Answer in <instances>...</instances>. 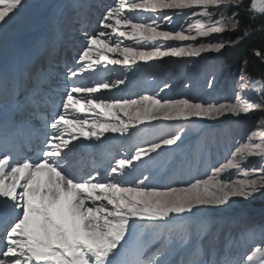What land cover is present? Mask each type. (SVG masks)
<instances>
[{
    "label": "snow or ice",
    "instance_id": "obj_1",
    "mask_svg": "<svg viewBox=\"0 0 264 264\" xmlns=\"http://www.w3.org/2000/svg\"><path fill=\"white\" fill-rule=\"evenodd\" d=\"M242 6L244 0H114V6L106 10L100 21V30L87 36L65 78L98 71V65L128 68L137 61L219 53L226 42L206 38L227 31L229 24L233 29L238 27V11H233L226 21L221 9ZM21 7L23 0H0V23H7ZM164 9H188L189 13L182 14L195 17V23L181 31L158 30L161 16L165 21L171 20L166 12L158 11ZM246 10L253 18H264V0H248ZM143 14L149 15L138 22ZM157 41L194 43L172 46ZM256 55L264 56V52L257 51ZM124 83L120 78L88 86L77 83L64 93L59 105H54L53 94L58 85H52L48 74L41 71L31 79L30 86L24 85L23 101L18 91L13 94L11 107H30L32 114L42 120L43 129L38 130L35 147L29 148L31 155H25L24 148L15 142L11 146L0 143V215L9 219L0 241V264H168L160 257L166 256L172 244H188L193 238L197 243L192 250V264H234L227 255L219 261L203 259L202 241L210 226L198 217L205 209L231 207L233 198L264 196V168L242 167L250 157L264 158V132L253 131L204 178L174 180L167 186H158L146 183L152 179L149 175L131 183L123 177L135 169L136 162L150 160L164 146L181 141L188 122L247 115L256 109L264 111V102L240 94L251 90L264 95V81L249 80L242 73L239 91L234 101L227 103L166 98L160 93L171 87L167 83L155 94L120 99L94 95ZM8 105L7 95L0 96V129L15 127L16 117ZM50 105L62 111L51 118L46 113L40 116ZM153 122L183 123L174 132L137 144L130 155L115 157L104 176L98 169L86 175L72 170L70 154L85 141L103 143L107 133L126 138L141 126L153 127ZM259 127L264 129V120ZM232 170L243 178L226 179L224 174ZM137 227L149 229L160 243L155 260L145 259L143 252L129 258L124 251L126 237ZM260 233V241L253 242L241 264H264V225Z\"/></svg>",
    "mask_w": 264,
    "mask_h": 264
},
{
    "label": "rangeland",
    "instance_id": "obj_2",
    "mask_svg": "<svg viewBox=\"0 0 264 264\" xmlns=\"http://www.w3.org/2000/svg\"><path fill=\"white\" fill-rule=\"evenodd\" d=\"M70 1H73L72 4L75 3V0H23V7L10 20L6 18L7 23H0V67L6 62L5 57L8 51L16 47L17 44L27 41L28 37L43 28V17L47 18L46 16L51 14L52 6L58 4L59 8L61 7L54 18L56 25L59 24L68 10H72L73 16L75 8L70 5ZM76 1L80 4L86 2L83 6L86 8L85 11H88L86 14L87 21L82 24L80 22L81 26L74 24L72 20L67 21L66 25L60 28L64 32V38L73 39V55L64 60L67 69L74 66L79 53L86 44L87 36L100 30V21L106 10L114 6V0ZM47 9L48 11L50 9L48 15H46ZM158 11L166 12L171 17L170 21H165L161 16L158 19L160 25L158 30L181 31L187 29L189 23H195V17L190 14H182L189 13L188 9ZM221 13L226 21L231 16L227 9H221ZM148 15L143 14L138 17V22L146 20ZM84 17L85 15L82 18ZM92 21L94 22V28L87 31L86 27L88 24H92ZM85 24L87 26H82ZM73 25H76L75 30L77 29V31L70 35L71 26ZM235 30L236 28L233 29L232 25L229 24L227 31L206 38L213 42L220 39L226 42V47L219 53L203 52L200 56L194 57L169 56L147 62L137 61L128 68L122 65L113 66L109 64L106 67L98 65V71L86 72L79 78H73V80L75 84L79 83L85 86L94 85L98 81L114 82L118 78L125 80L123 85L108 90L102 89L94 94L104 99L155 94L167 83L171 87L160 93L161 96L166 98H190L195 102L204 103L233 102L239 91L241 74L243 73L249 80H255L245 70L234 68L225 62L223 58L224 53L237 42H233L231 39V35L235 33ZM55 32L53 31L54 34ZM83 32L87 34L84 36ZM193 34L195 33L193 32ZM130 43L132 42L125 41V44ZM157 43L184 46L187 43L194 42L157 41ZM44 45L45 43L41 47L44 48ZM52 49L54 51L56 49L66 50L61 43L60 46H54ZM33 50L35 53L36 50L34 48ZM56 55L58 56V54ZM41 57L38 56L42 67ZM240 94L264 102L258 91L253 92L250 90ZM261 120H264V111L256 109L250 111L247 115H227L220 117L218 120L195 119L193 122H188L186 133L182 135L181 141H178L176 145L164 146L161 150H158L159 155L153 154L150 160L144 158L142 163L136 162L135 169L123 177V180L126 183H131L137 178H142V175H149L152 179L146 183L167 186L174 180L190 182L193 178H204L206 175L211 174L213 167L229 158L230 153L237 144L246 141L253 131L264 132V129L259 127ZM180 123L183 122H153V127L141 126L138 131L133 130L131 135L126 138L119 136V134L107 133L105 134L107 139L102 138V144H104L103 147L108 146L112 138H117L116 144L118 147H116L115 156L113 155L112 159L130 155L137 144H144L167 133L174 132L180 126ZM98 143L95 142L94 144L98 146ZM76 151L80 152L79 146L74 150V152ZM242 167L248 170L264 168V158L261 156L250 157ZM224 177L232 180L243 178L235 170L225 173ZM233 199L235 202L232 203L231 207L205 209L198 217L199 221L207 222L210 226L209 234L202 241L204 247L203 259L206 261L213 259L219 261L227 255L234 264H241L246 254L249 253L253 242L258 243L261 239L260 228L264 225V196L258 194L248 200ZM134 238L138 241L137 246L141 248L140 252L149 254L148 259L155 260L158 257L160 243L152 237L149 229L137 227L132 235L126 237L128 244ZM196 243L195 238L188 244L173 243L166 256L160 258L166 259L168 264H192V250ZM136 253L138 252L136 251Z\"/></svg>",
    "mask_w": 264,
    "mask_h": 264
},
{
    "label": "bare ground",
    "instance_id": "obj_3",
    "mask_svg": "<svg viewBox=\"0 0 264 264\" xmlns=\"http://www.w3.org/2000/svg\"><path fill=\"white\" fill-rule=\"evenodd\" d=\"M72 2L70 1V5L73 6L77 11V12L73 13V15H74L73 17L78 19V16L82 15V13L79 12L80 11L79 7L82 4H86V2H83L81 4L76 0L74 1L75 3L72 4ZM56 6H58V7H56ZM60 8H59L58 4H56L55 6H52L51 7V14L49 13L50 14L49 16L45 15L47 18L43 17V21H44L43 28L41 30L36 31L33 35L28 37L27 41H24L21 44H17L16 47L11 49L12 51L9 49L10 51H8V53L6 54V57H5L6 62L3 64L4 66L0 67V94L5 91L7 82L9 80V75H10V72L12 69L17 70L19 72L22 80L26 79L27 75L29 73H31V71H33L32 64H33V60L35 59L36 55L39 53H43V54L46 53L48 48L50 46H52L53 43H55L58 39H60V37L63 36L64 32L62 30H60V28L64 27L66 25L67 21L72 20V12H71L72 10H68L67 12H65L64 17L61 19L59 24L56 25V22H54V18H55V15L58 14V11L60 10ZM74 24L80 25V22H78V23L74 22ZM76 25L71 26L72 30H71L70 35L73 34L75 31H77V29L75 30ZM53 31L54 32L56 31L55 34L53 33ZM65 32L67 33V31H65ZM82 34H84V36H85V34H87V33L83 32ZM43 43H45L44 48L41 47V46H43ZM33 48L36 50L35 53H34ZM14 50L16 51V53L14 56H11V54ZM58 52H60L62 55L65 54V52L61 51L60 49L58 50ZM10 67L12 69H10ZM48 72L51 73L52 70L47 68V73ZM62 82L64 84H68V85H71L74 83L73 80H66L64 78H62ZM116 140H117V138L111 139V143H110L111 147L116 148V145H117ZM92 146L96 147L97 145L92 144L91 142L85 141L84 145L80 146L81 147L80 150L84 151L87 149H91ZM101 147H102L101 144H99V148H101ZM113 155H115V154H113ZM137 244H138V241L136 238H134L126 246L124 251H126L129 258H131L133 256L132 251L134 249H136ZM117 258L119 259V257H117Z\"/></svg>",
    "mask_w": 264,
    "mask_h": 264
},
{
    "label": "trees",
    "instance_id": "obj_4",
    "mask_svg": "<svg viewBox=\"0 0 264 264\" xmlns=\"http://www.w3.org/2000/svg\"><path fill=\"white\" fill-rule=\"evenodd\" d=\"M247 5L248 0H244V6L240 9H227L230 14L238 11L239 25L231 35L232 41L237 42L224 53L223 58L234 68L245 70L251 78L264 81V56L256 55L257 51L264 52V18H253L246 10ZM261 98L264 101V95Z\"/></svg>",
    "mask_w": 264,
    "mask_h": 264
}]
</instances>
